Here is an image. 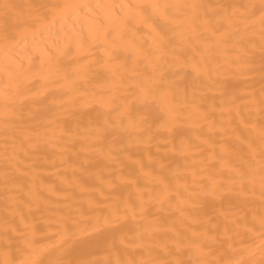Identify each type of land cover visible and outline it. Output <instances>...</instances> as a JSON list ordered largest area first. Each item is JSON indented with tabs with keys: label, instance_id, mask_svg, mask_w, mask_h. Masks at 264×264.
I'll return each mask as SVG.
<instances>
[{
	"label": "bare ground",
	"instance_id": "obj_1",
	"mask_svg": "<svg viewBox=\"0 0 264 264\" xmlns=\"http://www.w3.org/2000/svg\"><path fill=\"white\" fill-rule=\"evenodd\" d=\"M0 264H264V0H0Z\"/></svg>",
	"mask_w": 264,
	"mask_h": 264
}]
</instances>
